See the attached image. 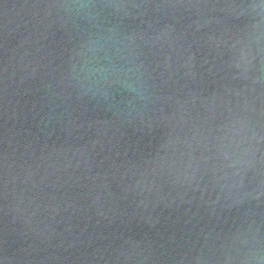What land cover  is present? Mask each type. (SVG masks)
<instances>
[{
  "label": "water",
  "instance_id": "95a60500",
  "mask_svg": "<svg viewBox=\"0 0 264 264\" xmlns=\"http://www.w3.org/2000/svg\"><path fill=\"white\" fill-rule=\"evenodd\" d=\"M0 264H264V0H0Z\"/></svg>",
  "mask_w": 264,
  "mask_h": 264
}]
</instances>
